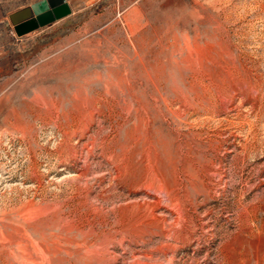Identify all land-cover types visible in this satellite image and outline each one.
<instances>
[{
    "label": "rangeland",
    "instance_id": "1",
    "mask_svg": "<svg viewBox=\"0 0 264 264\" xmlns=\"http://www.w3.org/2000/svg\"><path fill=\"white\" fill-rule=\"evenodd\" d=\"M35 1L0 0V264H264V0L18 33Z\"/></svg>",
    "mask_w": 264,
    "mask_h": 264
},
{
    "label": "water",
    "instance_id": "2",
    "mask_svg": "<svg viewBox=\"0 0 264 264\" xmlns=\"http://www.w3.org/2000/svg\"><path fill=\"white\" fill-rule=\"evenodd\" d=\"M30 9L25 8L11 15L14 22L25 19L23 22L15 25L18 33L45 25L70 12V7L66 0H38L31 4Z\"/></svg>",
    "mask_w": 264,
    "mask_h": 264
}]
</instances>
